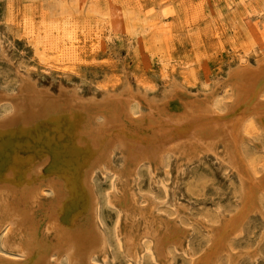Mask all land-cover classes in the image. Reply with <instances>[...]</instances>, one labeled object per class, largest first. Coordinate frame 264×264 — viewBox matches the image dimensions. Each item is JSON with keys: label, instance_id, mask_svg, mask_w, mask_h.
Masks as SVG:
<instances>
[{"label": "rangeland", "instance_id": "rangeland-1", "mask_svg": "<svg viewBox=\"0 0 264 264\" xmlns=\"http://www.w3.org/2000/svg\"><path fill=\"white\" fill-rule=\"evenodd\" d=\"M66 38H71V41ZM261 56H264V0H0V95L5 97L16 96L26 79H31L30 84L39 90L47 89L53 96L75 92L81 98L96 100L107 92L118 93L129 86L132 93L142 94L147 101L145 103L160 107L164 100L176 107L184 103L179 101H201L206 95L205 99L210 100L214 111L223 114L232 98L231 83L227 84L229 72L237 68L241 61L255 66ZM173 86L176 97L168 95ZM251 90L245 94L251 95ZM9 102L0 103V119L11 112L12 102ZM254 103V111L249 106L250 110L244 111L237 106L236 111L226 119L230 120L227 128L235 130L231 125H242L244 118L250 116L243 123L249 124L245 131L249 140L246 141L244 136L239 147L252 174L260 176V171L264 170V94ZM154 107L151 109L154 110ZM252 116V121L257 124L250 122ZM193 117H198V113H194ZM221 126L223 129L224 126ZM149 129L144 123L137 128L141 134L148 135L152 134ZM198 130L200 133L205 128L198 127ZM160 131L162 135L165 130ZM189 131L183 128V132H179L182 135L176 136L169 127L166 137L162 135L158 140V144L166 149L175 147L173 150L179 154V159L167 157L164 160L165 155L175 151L162 153L163 149L160 153L157 148L147 153L140 148L145 151L140 158L143 163L160 164L152 171L141 166L133 180L130 179L128 197L129 193H134L138 209L146 213L142 216L131 212L123 214L124 205L119 199H112L114 204L109 206L110 192L121 185L116 177L117 170L124 169L121 162L110 165L113 171L116 170H110L111 174L93 177L91 186L98 198L97 217L107 248L105 256L102 254L95 259L97 263L192 264L209 252L211 233L203 228L206 224L213 231L212 237L223 234L229 239L228 249L233 255L232 261L226 255H219L217 259L211 257L209 264H264V195L261 189L258 191L257 187H252L259 207L255 210L251 208L252 198L246 201L249 215L247 211L244 218L238 215L242 196L240 184L236 172L227 165L233 157L226 155V151L225 156H220L218 160V157L206 152L200 155L201 146L187 149L193 139ZM168 134L172 136L168 137ZM224 140L221 136V141ZM149 143L144 147L151 149L157 145ZM208 144L211 145L208 142L202 148ZM231 146L228 149L231 150ZM134 153L131 149L133 156L130 154L129 157H137ZM147 155L153 156L151 161ZM124 176L130 178L128 173ZM141 194H147L149 199ZM50 198L47 195L44 197L47 201ZM128 215L134 216L135 223L153 217L161 222L162 227L169 224L167 229L171 238L169 244L164 242L167 246L165 252L168 253L165 261L160 257L154 258L148 249L131 260L119 248L122 241L119 236L125 232L126 235H133L136 231ZM233 216L235 220L230 219ZM238 219L242 221L229 223ZM225 222L229 226L217 231V227ZM176 225L179 226L177 230ZM239 230L241 233L237 236L226 235ZM216 239L213 237V241ZM172 240V243L181 242L185 251H174Z\"/></svg>", "mask_w": 264, "mask_h": 264}, {"label": "bare ground", "instance_id": "bare-ground-1", "mask_svg": "<svg viewBox=\"0 0 264 264\" xmlns=\"http://www.w3.org/2000/svg\"><path fill=\"white\" fill-rule=\"evenodd\" d=\"M47 32L50 33V31ZM54 37L56 39V36ZM57 44L59 45V42ZM30 80L26 79L24 83L22 82L20 90L17 89L19 92L16 96L13 94L12 97L0 95V103L12 102L11 112L0 119V250L6 252L0 253V264H100L95 259L102 257V254L105 256L107 248L105 235L100 230L97 217L98 198L92 188L93 185L91 186L93 177L109 174L110 170L113 171L110 165L121 162L124 169L117 170L120 176L118 177V173L116 176L121 185L120 188L110 192L109 206L114 204L111 202L112 199H119L124 205L122 206L123 214L124 212L126 214L128 212L135 213L138 216L146 214L143 209H138L134 193H129L128 197L130 179L133 180V176L141 166H145L151 171L154 167L160 166L159 163L154 164L148 161L143 163L140 158L144 156L145 151L149 153L157 148H159L157 152L160 153L163 149L162 153L175 151L170 155L163 154V156L165 155L163 158L164 160L167 157L179 159V154L173 150L176 149L175 147L171 149L169 146L166 149L164 145L158 144L162 135L163 138L166 137L165 133L169 131V127L176 136L182 135L179 132H183V128L190 130L193 139L187 145V149L201 146L200 155L206 152L213 157H218L219 160V157H224L227 151L226 155L229 154L233 157V163L228 161L227 165L236 172L241 189L242 196L238 215L243 218L244 215L246 216V201L248 202L252 198H254V202H251L253 203L251 208L255 210L259 207L257 200L255 201L254 195L256 194H253L255 191L253 189L256 187L259 189L258 191L261 189L264 195V170L260 171V176L253 175L246 165L247 163L245 164L246 161H244L239 147L241 140L244 139L245 131L249 127V124L243 125V123L250 116L244 118L243 126L238 123L231 125L235 130L227 128V123L230 120H227L226 116L235 112L237 106L242 111L250 110L249 108L254 111L255 99L264 94L261 92L264 91V56L257 59L255 66L241 61L237 68L229 72L227 84L231 83L232 98L225 107L226 112L220 113L221 115L214 111L210 100L205 99L206 95L201 101H179L184 103L178 104L176 107L164 100L160 107L145 103L147 101L142 94L132 93L129 86L124 87L118 93L107 92L100 100L91 98H87V100L77 96L75 92L74 94L65 93L53 96L47 92V89L46 91L37 89L35 85L30 84ZM174 87L168 92L169 96L176 97L177 93H173ZM248 90H251V95L245 94ZM60 91L62 92L61 89ZM240 96L243 97L240 98ZM143 100L144 102H142ZM152 106H155L154 110L156 111L151 109ZM194 113H198V117H193ZM253 117L250 122L257 124L256 121H252ZM143 123L150 128L149 132L152 134H141V131L137 130ZM216 125L218 126L214 127ZM221 125L224 126L223 129H221ZM198 127H204L205 130L198 133ZM160 129L165 130L164 134L161 135ZM206 135L208 136L205 137ZM171 136L168 134V137ZM221 136L223 140L226 139L225 142L221 141ZM199 137H202L200 141ZM245 139L249 140L247 137ZM149 142L157 143V145L151 149L145 148L144 145L146 143L150 145ZM208 142L211 145L208 144L202 148ZM229 145H232L231 150L228 149ZM140 148L145 151H141ZM131 149L134 150L137 157H129ZM147 157L151 161L153 156L147 155ZM126 160L127 162H125ZM125 173H128L129 179L124 178ZM252 187L254 188L252 189ZM251 194L253 195L250 198ZM45 195L51 197L50 200H45ZM173 201L175 204V200ZM234 217L230 219L235 220ZM127 218L133 220L131 221L134 224L132 228H135L136 231L135 234L132 233L133 235L127 233L130 236H127L126 232L122 235L123 237L119 236L122 240L119 242V248L125 255L131 260H135L140 256V253L148 249V253L154 255V258L160 257L165 261L168 253L165 252L167 246L164 242L167 241L166 243L169 244L168 240L171 238L170 230L167 229L169 224H164L165 227H162L161 222L158 223V220L153 217L140 219L141 221L138 223H135L134 216L128 215ZM201 220L203 221V219ZM239 221L242 219L229 221V223L235 224ZM226 222L219 225L217 231L226 229L229 226V224L225 225ZM149 224L152 226L149 227ZM200 224L202 225V223ZM177 225L176 230L179 227ZM204 227L211 233V235L209 234V252L206 254L203 252L205 256L199 257L198 260L193 259L195 261L192 264H209V258L217 259L219 255H226L232 261L233 255L231 256L227 244L229 239L225 238L223 234H216L213 237L217 239L213 241V231L210 230V226L204 224ZM182 228L186 229L183 226ZM132 230L131 232H133ZM118 233L120 232L118 231ZM240 233L239 230L235 234L226 235L232 234L234 237ZM180 243L174 241L171 244L172 249L185 251V249L182 250Z\"/></svg>", "mask_w": 264, "mask_h": 264}]
</instances>
